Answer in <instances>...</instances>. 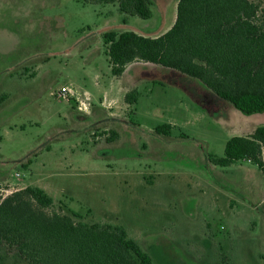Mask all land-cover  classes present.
Segmentation results:
<instances>
[{
  "label": "rangeland",
  "instance_id": "1",
  "mask_svg": "<svg viewBox=\"0 0 264 264\" xmlns=\"http://www.w3.org/2000/svg\"><path fill=\"white\" fill-rule=\"evenodd\" d=\"M152 1L146 20L117 3L0 0V191L36 186L55 200L49 213L121 225L156 264H264L261 170L209 160L258 121L227 102L233 113H213L203 84L159 65L136 62L137 79H113L105 32L153 37L174 24L179 0ZM96 76L140 82L136 106L119 93L110 116L99 111L84 98L99 97ZM63 87L80 101L60 98ZM164 125L169 135L156 133ZM0 264L30 263L2 246Z\"/></svg>",
  "mask_w": 264,
  "mask_h": 264
},
{
  "label": "trees",
  "instance_id": "2",
  "mask_svg": "<svg viewBox=\"0 0 264 264\" xmlns=\"http://www.w3.org/2000/svg\"><path fill=\"white\" fill-rule=\"evenodd\" d=\"M115 4L120 12L151 19L152 0H84ZM124 22H126L124 20ZM111 72L121 77L136 62L177 71L202 83L244 115L264 113V9L252 0H179L173 26L163 35L134 31L103 34ZM138 91L125 96L138 102ZM171 125L156 128L169 135ZM112 140V139H109ZM222 168L247 160L264 176V125L247 137H233L223 157L210 156ZM1 190V189H0ZM55 200L28 186L4 196L0 191V247L7 246L30 264H156L121 225L85 223L72 211L49 213Z\"/></svg>",
  "mask_w": 264,
  "mask_h": 264
},
{
  "label": "crops",
  "instance_id": "3",
  "mask_svg": "<svg viewBox=\"0 0 264 264\" xmlns=\"http://www.w3.org/2000/svg\"><path fill=\"white\" fill-rule=\"evenodd\" d=\"M168 29H166L165 31L161 32L160 34H158L157 36H153L154 37H158V36H161L163 35L164 33L167 32ZM114 31V30H113ZM137 33V32H136ZM138 34L140 35H143V36H146V34H142L141 32H139ZM148 37V36H147ZM140 63H133L131 65H129L125 71V73L121 76V77H116V76H113V79H118L119 81H122V80H125L129 77L132 76L133 79H137V75H138V72H139V68L136 67L137 65H139ZM142 64V63H141ZM111 69V67H110ZM112 74V72H111ZM96 84L97 86H99V89H98V93H100L99 97L96 96H93V93L89 92V91H85L84 90V98L86 97H89V101L93 102V100H99V104L101 105V107L99 106H96V108H98L99 111H101L102 113H106V111L108 112V115L110 116L111 115V111H109L107 109V106L109 103L113 102L115 99H116V96L120 94H122V97L123 99L125 100V96L128 92L132 91V90H137L139 92V88L138 86L141 84L140 82L137 83L136 80H134L133 83L131 82H127L128 84H125L123 86V88H118L119 85L118 83H116V81H114L113 79H107V80H104L102 82L98 81L99 79H104L103 77H100V76H96ZM202 84V83H201ZM203 87H201L203 89V94L206 98L210 99V105L213 107V109H211V111H214L213 113H216L218 114L219 116H222V117H227L226 114H231L234 112V110L232 109L231 105H227V103H225V101H223L222 99H220L218 96H216L212 91H210L208 88H206L204 85H202ZM133 87V89H132ZM121 89V90H119ZM140 94V93H139ZM78 96V95H77ZM79 99H81L82 97H78ZM208 99H206V101H208ZM123 100V101H124ZM124 103H126V101H124ZM137 104V103H136ZM136 104L134 105H130V104H127L126 105L128 106V108L130 107H135ZM230 104V103H229ZM208 107V106H207ZM111 110V109H110ZM247 116V115H246ZM251 117H254L258 122L255 124H253L251 126V128H249L245 134H243V136H239V137H247V136H250L254 133L255 129L259 126H262L264 125V113H258V114H253V115H250ZM228 119V118H227ZM224 121V119H223ZM172 127V126H171ZM237 137V136H235ZM233 138V137H232ZM230 140V139H229ZM228 140V141H229ZM227 144V143H226ZM247 161V160H246ZM250 162V161H248ZM252 163V162H251ZM28 186H25L23 187L26 188ZM236 208V211H234L235 213H239L240 211L244 210V206L239 204L238 206L235 207ZM247 210V209H246ZM238 218L240 219L239 221H243V217L242 216H234V220H238ZM232 220V218H230V221ZM133 239V238H132ZM136 240L140 245V241L137 240V239H134ZM155 240H158V237H155ZM141 247L143 248V246L141 245ZM144 249V248H143ZM145 250V249H144ZM148 254H150L147 250H145ZM151 255V254H150ZM152 256V255H151ZM153 258V256H152Z\"/></svg>",
  "mask_w": 264,
  "mask_h": 264
},
{
  "label": "built area",
  "instance_id": "4",
  "mask_svg": "<svg viewBox=\"0 0 264 264\" xmlns=\"http://www.w3.org/2000/svg\"><path fill=\"white\" fill-rule=\"evenodd\" d=\"M71 96H77V93H74L72 89L68 88V87H63L60 91H59V97L62 99H67L68 97ZM77 100L80 101V99L77 96ZM87 100H89V97H87ZM87 103L85 102H81V105L79 107V110H84L87 111Z\"/></svg>",
  "mask_w": 264,
  "mask_h": 264
}]
</instances>
